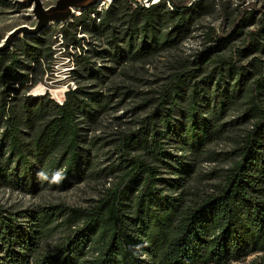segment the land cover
<instances>
[{
  "label": "trees",
  "instance_id": "trees-1",
  "mask_svg": "<svg viewBox=\"0 0 264 264\" xmlns=\"http://www.w3.org/2000/svg\"><path fill=\"white\" fill-rule=\"evenodd\" d=\"M104 5L60 29L64 48L75 49L66 55L74 57L77 83L63 103L31 94L49 76L56 28L0 53V189L113 177L88 207L0 205V264H233L257 253L264 260V59L257 56L264 54V0L232 12L221 0ZM217 8L219 30L204 24ZM257 15L260 26L247 30ZM194 37L204 40L201 48L178 54ZM165 53L174 55L172 71L146 92L141 110L130 111L146 115L119 134L112 161L99 168L102 155L93 158L99 148L90 146L104 137L90 133L124 95L113 77ZM238 128L233 164L201 188V163L217 159L212 144Z\"/></svg>",
  "mask_w": 264,
  "mask_h": 264
},
{
  "label": "rangeland",
  "instance_id": "rangeland-1",
  "mask_svg": "<svg viewBox=\"0 0 264 264\" xmlns=\"http://www.w3.org/2000/svg\"><path fill=\"white\" fill-rule=\"evenodd\" d=\"M14 3V7H6L0 3V42L7 36V34L12 31L14 28L20 25H29L32 26L35 23V19L31 16V10L33 3H29L26 0H10ZM55 0H42L45 6L51 5ZM111 0H101L97 6H107L104 4H109ZM158 0H139L140 3L145 5H150L156 3ZM259 7L262 6L263 0H256ZM224 10L226 12H232L238 7H244L249 0H221ZM99 7V8H100ZM217 12L213 17L206 18L204 24H210L215 26L216 29H220L222 25V13L219 11L220 8H217ZM80 12H77L78 15ZM256 20L249 25L248 29L257 28L260 26L258 15L255 16ZM64 25L63 23H58V25L52 24L50 27L56 28L59 31ZM49 27V28H50ZM48 29V28H47ZM46 29V30H47ZM45 30V31H46ZM44 32V31H43ZM42 32V33H43ZM22 36V35H20ZM79 36H84L79 34ZM36 37V36H35ZM89 36L86 37L84 46L90 47L88 45ZM204 40L194 37L187 40L181 51H178V54L190 55L194 54L196 50L201 48L204 44ZM242 37L234 41V46L242 45ZM56 53L54 55V61L51 65V70L49 76H46L44 81L41 82L47 85L50 88H56L61 86H66L67 89L74 88L77 86V83L73 80V74L69 73V64L66 53L72 52L70 48H67L66 51L61 47L59 43L55 44ZM75 51V49H72ZM170 53H165L160 56H157L149 61V63H138L135 65H126V71L120 69L121 71L115 74L112 82H114V88H119V92L124 95L120 97L118 109L108 115L104 116L99 124V129L94 133L91 131V135H103L104 142H100L97 147H91L93 150L99 148V153H93V158L99 159V156L102 155L100 160L102 161L99 165V168L105 166L112 160L114 143L119 134L126 128L135 126L134 121L139 120L141 117L146 115V112H133L135 106H141L143 97L146 92H149L153 89H159V86L164 81V78L170 74L172 71L171 65L174 64L175 59L174 55H169ZM264 59V54H257ZM96 66H100L101 62L96 60ZM100 62V63H99ZM80 79V78H79ZM82 80V79H80ZM83 82V80H82ZM84 84L94 86L93 81L84 82ZM37 86V85H36ZM35 86V87H36ZM103 90V87H97V89ZM34 89V88H33ZM33 89L31 92H33ZM131 89L136 93L126 94V90ZM51 91V90H50ZM48 91V93H50ZM47 93V92H45ZM53 97L52 93H50ZM54 98V97H53ZM56 101V99L54 98ZM142 108L140 107L139 110ZM132 118V119H130ZM120 120V122L118 120ZM242 133V128L235 130L229 137L215 142L211 146V152L217 157L215 162H204L201 163L200 167V184L199 186L205 190L209 189L211 184H214L218 181L211 180L213 176L218 174H224L226 169L229 168L234 162V156H229V153L234 151L236 148V142L240 138ZM89 146V145H88ZM111 154V155H110ZM111 156V159H107V156ZM111 160V161H109ZM94 161V160H93ZM112 178L96 177L92 176L87 178L85 181L74 184L69 188H65V185H54L53 180L47 179L45 182H41V185L33 191H14L12 189L1 188L0 189V205L4 208L11 210H20L26 208H35L40 205H51L58 203H65L69 206L74 207H88L94 203V200L99 198L106 186L109 185V181L112 182ZM195 183V182H193ZM192 183V184H193ZM261 253L252 254L247 257L245 260L240 262H234L233 264H263L264 260H260L259 256Z\"/></svg>",
  "mask_w": 264,
  "mask_h": 264
},
{
  "label": "water",
  "instance_id": "water-1",
  "mask_svg": "<svg viewBox=\"0 0 264 264\" xmlns=\"http://www.w3.org/2000/svg\"><path fill=\"white\" fill-rule=\"evenodd\" d=\"M26 1H28L29 3H33L31 16L34 17L35 23L32 26L20 25L10 31L7 36L0 42V53H5L8 50H11L19 38L39 36L52 24L71 23L74 17L77 15V12H81L91 7L97 6L98 3L101 2V0H55L51 5L45 6L42 0Z\"/></svg>",
  "mask_w": 264,
  "mask_h": 264
},
{
  "label": "bare ground",
  "instance_id": "bare-ground-1",
  "mask_svg": "<svg viewBox=\"0 0 264 264\" xmlns=\"http://www.w3.org/2000/svg\"><path fill=\"white\" fill-rule=\"evenodd\" d=\"M93 15L95 17V14H93ZM54 41L55 42L53 44V49H54L55 53H56L55 44H56V42L58 43V41H59V44L61 45V47L64 49V51H66V49L64 48L63 33L60 32V30L55 34ZM69 48H70L71 51H72V49H74L72 46H70ZM55 53H54V55H55ZM73 53H74V51H73ZM67 58H68V64L70 65L69 66V69H70L69 73L71 74V72L76 68L75 60H74V57L72 55L71 56L68 55ZM50 90H51V93H52L53 97L56 99L57 102L58 101L59 102H63L64 94L66 93V90H67L66 86L50 88V87H48L47 85H45L43 83H39L36 87H34L33 92H31V94H34L35 96H39V95L45 94V92H48Z\"/></svg>",
  "mask_w": 264,
  "mask_h": 264
},
{
  "label": "built area",
  "instance_id": "built-area-1",
  "mask_svg": "<svg viewBox=\"0 0 264 264\" xmlns=\"http://www.w3.org/2000/svg\"><path fill=\"white\" fill-rule=\"evenodd\" d=\"M60 41V40H59ZM59 41H58V43H59ZM72 52H73V50H72ZM73 88H74V86H73Z\"/></svg>",
  "mask_w": 264,
  "mask_h": 264
},
{
  "label": "clouds",
  "instance_id": "clouds-1",
  "mask_svg": "<svg viewBox=\"0 0 264 264\" xmlns=\"http://www.w3.org/2000/svg\"><path fill=\"white\" fill-rule=\"evenodd\" d=\"M42 175V174H41Z\"/></svg>",
  "mask_w": 264,
  "mask_h": 264
}]
</instances>
